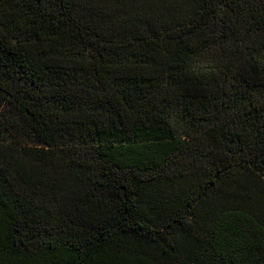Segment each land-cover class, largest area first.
I'll use <instances>...</instances> for the list:
<instances>
[{
	"label": "trees",
	"instance_id": "obj_1",
	"mask_svg": "<svg viewBox=\"0 0 264 264\" xmlns=\"http://www.w3.org/2000/svg\"><path fill=\"white\" fill-rule=\"evenodd\" d=\"M0 264H264V0H0Z\"/></svg>",
	"mask_w": 264,
	"mask_h": 264
}]
</instances>
